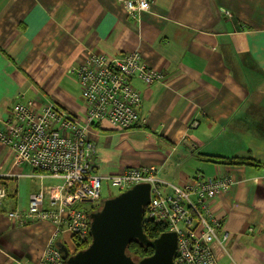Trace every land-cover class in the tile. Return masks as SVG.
Masks as SVG:
<instances>
[{
  "label": "crops",
  "instance_id": "1",
  "mask_svg": "<svg viewBox=\"0 0 264 264\" xmlns=\"http://www.w3.org/2000/svg\"><path fill=\"white\" fill-rule=\"evenodd\" d=\"M134 50L164 77L131 81L141 98L134 127H89L93 172L154 167L157 179L177 186L197 173L232 177L209 201L220 222L213 252L219 264H264V0H150L133 18L119 0H0V111L53 103L82 122L75 70L85 54ZM39 174L0 143V264L35 262L53 236L48 221L19 226L6 215L61 183ZM56 242L73 250L66 231Z\"/></svg>",
  "mask_w": 264,
  "mask_h": 264
},
{
  "label": "built area",
  "instance_id": "2",
  "mask_svg": "<svg viewBox=\"0 0 264 264\" xmlns=\"http://www.w3.org/2000/svg\"><path fill=\"white\" fill-rule=\"evenodd\" d=\"M119 1L132 18L150 8V0ZM75 74L86 104L82 122L53 103L40 107L20 101L10 111H0V143L12 151L14 162H26L39 175L61 180L32 194L25 210L6 213L19 226L37 221L54 225L53 236L37 260L25 264H65L56 236L66 231L71 237L87 240L88 210L82 205H96L103 182L119 192L136 183L150 185L142 225L153 222L176 233L174 264H219L212 243L217 241L220 222L212 216L209 201L234 184L232 177L197 173L177 186L157 179L154 167L124 168L111 175L93 172L95 148L87 135L89 127L101 121L119 130L134 127L141 98L131 81L151 85L161 81L163 73L143 63L139 50H134L113 56L87 52ZM5 196L6 190L0 186V203Z\"/></svg>",
  "mask_w": 264,
  "mask_h": 264
},
{
  "label": "water",
  "instance_id": "3",
  "mask_svg": "<svg viewBox=\"0 0 264 264\" xmlns=\"http://www.w3.org/2000/svg\"><path fill=\"white\" fill-rule=\"evenodd\" d=\"M149 199L148 183H136L104 199L99 209L88 214L91 240L85 249L70 253L56 242L65 264H174L176 233L164 231L149 241L143 232V212ZM132 241L150 246L152 253L132 259L126 253Z\"/></svg>",
  "mask_w": 264,
  "mask_h": 264
},
{
  "label": "trees",
  "instance_id": "4",
  "mask_svg": "<svg viewBox=\"0 0 264 264\" xmlns=\"http://www.w3.org/2000/svg\"><path fill=\"white\" fill-rule=\"evenodd\" d=\"M221 162V164H226V165H244V164H249L252 165L251 159H244V158H239V157H216L213 158L214 162ZM219 162V163H220ZM100 207V206H99ZM92 207L91 211L99 209ZM143 232L145 234V237L150 241L158 237V235L162 232L165 231V228L163 225L160 224H155L153 222H148L146 221L142 225ZM72 239V245H73V253L85 249L91 240L90 233L88 232V238L87 240H81L78 239L75 236L71 237ZM127 255H129L132 259L138 260L143 257H146L152 253V248L150 246H146L140 242L132 241L126 249Z\"/></svg>",
  "mask_w": 264,
  "mask_h": 264
},
{
  "label": "rangeland",
  "instance_id": "5",
  "mask_svg": "<svg viewBox=\"0 0 264 264\" xmlns=\"http://www.w3.org/2000/svg\"><path fill=\"white\" fill-rule=\"evenodd\" d=\"M119 191L116 190V188L114 187H110L109 188V191H106V186L105 184H102V188H101V198L99 201L96 202V205L94 206V209L98 208L99 206L101 207V204H102V201L106 198H109V197H113L115 196ZM91 205L90 204H83L82 205V209H84L85 211L88 210V214L91 212L89 209H91ZM99 207V208H100ZM59 249V248H58ZM73 253V250L72 252Z\"/></svg>",
  "mask_w": 264,
  "mask_h": 264
}]
</instances>
